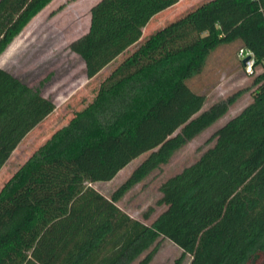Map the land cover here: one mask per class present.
Returning a JSON list of instances; mask_svg holds the SVG:
<instances>
[{"label":"trees","instance_id":"1","mask_svg":"<svg viewBox=\"0 0 264 264\" xmlns=\"http://www.w3.org/2000/svg\"><path fill=\"white\" fill-rule=\"evenodd\" d=\"M50 1L0 0V52ZM176 1L91 7L88 30L68 45L87 78L138 44L1 185L0 264H149L158 236L188 253V264H264V0H203L139 41L149 20ZM232 42L262 66L252 101L195 161L160 183L156 204L164 208L149 224L130 216L117 200L235 100L200 111L205 94L188 83L211 51ZM54 108L39 86L0 66V169ZM148 151L110 197L90 185Z\"/></svg>","mask_w":264,"mask_h":264},{"label":"rangeland","instance_id":"2","mask_svg":"<svg viewBox=\"0 0 264 264\" xmlns=\"http://www.w3.org/2000/svg\"><path fill=\"white\" fill-rule=\"evenodd\" d=\"M98 1L51 0L0 52L1 67L27 84L39 86L43 95L51 97L55 104L53 111L24 136L1 167L0 187L33 151L65 125L77 110L92 100L104 76L138 44L127 48L95 76L91 78L85 76L81 58L69 50L68 45L86 33L90 25V9ZM201 1L203 0H177L170 7L155 14L149 20L146 29H143L139 41ZM240 48L239 42L218 46L207 56L202 71L188 80L192 89L205 94L200 111L208 109L213 103L226 101L229 97H234L235 100L220 118L190 139L167 162L150 170L117 200L116 204L130 216L149 224L164 208L156 204L160 196L158 191L160 183L195 161L214 143L216 129L252 101L253 80L262 72V66L256 65L252 70L244 68L238 56ZM149 152L134 158L113 179L93 182L90 185L110 197ZM149 207H153V212L148 219H144L143 214ZM147 251L154 252L149 264H174L177 261L178 264H188L191 259L188 253L164 236H158ZM145 254L146 251L139 258ZM137 262L138 259L131 264Z\"/></svg>","mask_w":264,"mask_h":264},{"label":"built area","instance_id":"3","mask_svg":"<svg viewBox=\"0 0 264 264\" xmlns=\"http://www.w3.org/2000/svg\"><path fill=\"white\" fill-rule=\"evenodd\" d=\"M238 56L243 60L247 56H249L248 60H246L244 63L242 62L244 68L247 70H252L254 67V57L250 51H245L243 48H240L238 51Z\"/></svg>","mask_w":264,"mask_h":264},{"label":"water","instance_id":"4","mask_svg":"<svg viewBox=\"0 0 264 264\" xmlns=\"http://www.w3.org/2000/svg\"><path fill=\"white\" fill-rule=\"evenodd\" d=\"M248 58H249V56H247L246 58H244V59L242 60V62L244 63L246 60H248Z\"/></svg>","mask_w":264,"mask_h":264}]
</instances>
